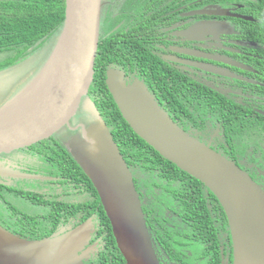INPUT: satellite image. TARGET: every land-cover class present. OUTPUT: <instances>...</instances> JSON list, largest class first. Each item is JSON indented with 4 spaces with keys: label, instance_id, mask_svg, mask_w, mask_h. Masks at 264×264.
Returning <instances> with one entry per match:
<instances>
[{
    "label": "water",
    "instance_id": "1",
    "mask_svg": "<svg viewBox=\"0 0 264 264\" xmlns=\"http://www.w3.org/2000/svg\"><path fill=\"white\" fill-rule=\"evenodd\" d=\"M65 2L62 31L38 78L0 108V154L52 139L70 126L88 98L95 77L102 0ZM224 12L226 16L241 17ZM185 35L190 39L189 34ZM106 84L132 130L217 198L231 231L233 264H264L261 186L235 162L213 150L210 143L204 144L181 129L159 107L144 83L136 80L127 85L122 72L109 70ZM91 111L93 123L81 127V137L71 141L68 149L96 189L126 263L161 264L133 174L105 121L94 109ZM92 234V220L34 241L18 237L0 225V264H81L90 253L85 248Z\"/></svg>",
    "mask_w": 264,
    "mask_h": 264
},
{
    "label": "flooded vegetation",
    "instance_id": "2",
    "mask_svg": "<svg viewBox=\"0 0 264 264\" xmlns=\"http://www.w3.org/2000/svg\"><path fill=\"white\" fill-rule=\"evenodd\" d=\"M155 1L102 0L100 35L104 26L103 31L107 30L110 38L113 35L116 36L111 39V42L114 44V51L117 55L116 63L112 67L106 68V77L109 70L120 71L124 74L127 85L138 80L144 83L152 95L150 90L155 85L149 86L143 82L141 80L143 74H147L148 78L156 79L157 82L165 81L169 89L177 83L179 77L181 79L188 76L195 83L204 84L219 92L220 95L226 96L233 108L236 104L238 105L237 108L253 111L252 117L254 119L259 120L260 117L263 119L264 39L260 40V34L257 35L262 24L260 19H256L252 15L255 12L254 9L250 10L244 0L241 2L233 0ZM224 11H228L231 15L247 17L250 20L226 16ZM110 16L113 21H109V23L111 26L113 23L115 24L112 30L108 28L106 23ZM185 34H189L190 39ZM144 59L146 65L142 66ZM154 59H156L155 63ZM200 66L210 68L214 72L199 69ZM145 69L149 71H144ZM153 70H155V75L152 76L150 72ZM162 91L164 90L161 89L159 92ZM155 101L160 108L163 105L162 110L166 109L168 104H172L167 100L166 102ZM232 107H228V109L231 110ZM83 109L84 106L71 121L69 127L64 128L53 137L69 153L70 142L81 137V127H88L94 121L92 114L84 112ZM169 116L180 127L181 119L179 117L174 119L173 115ZM190 123L199 125L201 122L191 121ZM207 125L210 127L211 124L207 122ZM215 125L218 127V122ZM217 127L213 128L212 131L210 128L204 129L208 134L207 138L204 141L198 139L204 144L210 143L213 150H215L213 143L216 139L225 143L223 134H220ZM259 142L260 145H256L258 150L256 153L251 150L253 143L246 142V150L236 153L239 164L236 162L235 164L248 173L264 190V138H259ZM226 146L227 144H222L216 148L221 149L226 148ZM32 147L13 153L0 154V225L14 235H39L44 229L47 232L50 231L52 223L66 224L68 221L70 223L78 222L83 218L75 215V220H73L74 213H68L70 208L67 204L83 202L85 195L78 192L84 191L86 193L85 186L77 183L73 188L74 190L72 189L75 197H72V194L70 195L64 189L66 183L58 182V180H65L66 178L57 179V177L41 175V177H45L46 181L48 180L46 183H42L40 179H35L34 177H39L37 175L44 172L41 169L42 162L38 159V155L32 152ZM217 152L225 156L224 151ZM66 159L69 161L68 157ZM65 175H69V173H65ZM55 202L64 206L60 209L55 207L52 210V204ZM66 208L68 210L64 212ZM52 213H54V218H52ZM77 213L84 216V214H88V211L81 208ZM165 214L168 217L171 216L168 210L165 211ZM220 214V211L217 210L212 216L215 225L209 228L208 234L216 236L215 243L219 248L220 264H233L231 231L228 220L227 228H223L225 222L222 221L223 218ZM88 220H92V218L83 220L79 225ZM72 225L59 226L58 224L52 235L69 231L66 229ZM168 225L173 227L171 223ZM151 227H153L152 224ZM216 227H218L217 230ZM148 230L160 263L168 264L169 262L172 264L166 249H160L161 242L152 237L149 227ZM193 234L191 236L193 242L190 241L188 244L187 255L198 256L196 260L192 261L199 264L203 259H200L198 252L192 253L190 245H193L194 250H198L194 248L196 244L201 248V236L200 233ZM206 241L208 242V240ZM94 245L96 244L87 246L85 250L91 252Z\"/></svg>",
    "mask_w": 264,
    "mask_h": 264
},
{
    "label": "trees",
    "instance_id": "3",
    "mask_svg": "<svg viewBox=\"0 0 264 264\" xmlns=\"http://www.w3.org/2000/svg\"><path fill=\"white\" fill-rule=\"evenodd\" d=\"M233 1L241 2V0ZM244 2L250 10L254 9L255 12L251 14L256 19H260L262 25L257 35L260 34V40L264 39V0H244ZM65 8V0H0V56L2 57L0 62H4L0 69L25 60L51 37H56L57 42L64 25ZM109 21H113L111 16L106 23L112 30L115 24L111 26ZM103 27L95 62V77L84 109H94L99 113L112 133L123 158L130 171L133 172L152 237L161 242L159 247L166 249L172 264H196L192 260H196L198 256L187 255L188 244L190 241L193 242L191 238L193 233H200L201 236V248L196 244L194 248L198 250H194L193 245H190L192 253L198 252L200 259H203L199 264H220L219 248L215 243L216 236L208 234V231L215 225L212 216L217 210L221 213L222 221L225 222L223 228L226 229V215L217 198L202 182L164 159L141 139L123 118L107 87L105 74L106 68L116 63L117 55L114 51V44L111 42L115 35L110 38L108 31H103ZM4 64L8 66L3 67ZM145 65L144 59L142 66ZM150 73L152 76L155 75V70ZM141 80L149 86L155 85L150 90L155 100L172 102L164 109L165 112L173 115L174 119L179 117L180 127L191 136L204 141L208 135L204 129L210 128L212 131L217 127L215 124L218 122L217 129L220 134H223L225 143L216 139L213 148L219 152L224 151V155L232 161L239 164L236 153L246 150V142L253 143L251 148L253 153L258 151L256 145H260L259 138H264V118L254 119L253 111L237 108L236 104L233 108L226 96L220 95L219 92L204 84L195 83L188 76L181 79L179 77L171 89L165 81L157 82L156 79L148 78L147 74H143ZM161 89L164 91L159 92ZM221 107L223 108L219 109ZM228 107L232 109L229 110ZM191 121L201 123L192 125ZM207 122L212 126L209 127ZM222 144H227L226 148H216ZM31 149L42 162L41 169L44 173L37 176L66 178L58 182L66 183L64 189L70 195L72 194V197H75L72 189L77 183L85 186L86 193L78 192L85 195L84 201L78 204H67L71 210L68 213H74L73 220H75V215L83 218L78 222L73 221L74 223L69 221L66 224L52 223L50 231L47 232L44 229L39 235L14 233L28 240H42L50 237L56 231L58 224L59 226L73 224L72 227L66 229L70 230L83 220L92 218L93 234L87 246L96 245L81 264H127L118 249L111 222L104 211L96 189L71 154L56 138L49 139ZM41 178L42 183L48 182L44 179L45 177ZM56 203L52 204V210L55 207L60 209L64 206ZM81 208L88 211V214L84 216L78 214ZM67 210L68 208L64 212ZM166 210L170 212V217L165 214ZM53 214L52 218H54ZM170 223L173 227L168 225Z\"/></svg>",
    "mask_w": 264,
    "mask_h": 264
},
{
    "label": "rangeland",
    "instance_id": "4",
    "mask_svg": "<svg viewBox=\"0 0 264 264\" xmlns=\"http://www.w3.org/2000/svg\"><path fill=\"white\" fill-rule=\"evenodd\" d=\"M56 44V37H51L25 60H20L9 67L0 69V108L26 91L38 78L41 69L48 60ZM2 57L0 56V59ZM4 62H0V66ZM8 66L4 64L3 67ZM84 112L91 113V110ZM92 114V113H91ZM144 190V188H142ZM90 251V250H89Z\"/></svg>",
    "mask_w": 264,
    "mask_h": 264
},
{
    "label": "clouds",
    "instance_id": "5",
    "mask_svg": "<svg viewBox=\"0 0 264 264\" xmlns=\"http://www.w3.org/2000/svg\"><path fill=\"white\" fill-rule=\"evenodd\" d=\"M170 117V116H169ZM171 118V117H170Z\"/></svg>",
    "mask_w": 264,
    "mask_h": 264
}]
</instances>
